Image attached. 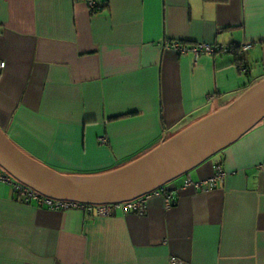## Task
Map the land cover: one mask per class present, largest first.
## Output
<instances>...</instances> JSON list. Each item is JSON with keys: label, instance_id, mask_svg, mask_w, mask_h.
I'll return each instance as SVG.
<instances>
[{"label": "crops", "instance_id": "0c3cea01", "mask_svg": "<svg viewBox=\"0 0 264 264\" xmlns=\"http://www.w3.org/2000/svg\"><path fill=\"white\" fill-rule=\"evenodd\" d=\"M0 0V130L53 171L118 169L264 79V0ZM166 42L249 45L178 55ZM105 143L100 144L99 139ZM264 120L144 215L52 212L0 183V264H264Z\"/></svg>", "mask_w": 264, "mask_h": 264}, {"label": "water", "instance_id": "95a60500", "mask_svg": "<svg viewBox=\"0 0 264 264\" xmlns=\"http://www.w3.org/2000/svg\"><path fill=\"white\" fill-rule=\"evenodd\" d=\"M264 120V79L234 102L109 172L63 175L21 152L0 130V168L43 197L86 205L129 202L187 176Z\"/></svg>", "mask_w": 264, "mask_h": 264}, {"label": "built area", "instance_id": "2783aa9c", "mask_svg": "<svg viewBox=\"0 0 264 264\" xmlns=\"http://www.w3.org/2000/svg\"><path fill=\"white\" fill-rule=\"evenodd\" d=\"M88 9L92 12H96L100 9L97 4V0H86ZM249 45L240 46L239 53L244 54L249 49ZM163 49L172 51L178 55L191 54L196 60L202 55H214V54H225L228 53V49L222 46H214L206 43H198L193 46H186L178 42H166ZM5 64L0 62V71L4 69ZM100 144H104V138L99 139ZM261 170H264V164L259 166ZM225 176L221 166H216L214 169L213 176L209 180L193 182L189 175H187L183 182L184 188H191L193 190L207 191L216 187V185L223 181ZM0 183L11 186L16 201L20 204L30 205L34 204L37 208H43L52 212H65L68 210H80L85 216L107 218L115 215L117 211L123 213H133L138 216L144 215L145 206L147 201L152 197H160L163 199L166 208H169L173 202L169 190L166 186L155 190L154 192L134 199L129 202L113 205H86L70 201H59L48 199L41 196L37 192L33 191L29 187L17 182L4 170L0 168ZM177 261L172 258L170 264H176Z\"/></svg>", "mask_w": 264, "mask_h": 264}, {"label": "trees", "instance_id": "16d2710c", "mask_svg": "<svg viewBox=\"0 0 264 264\" xmlns=\"http://www.w3.org/2000/svg\"><path fill=\"white\" fill-rule=\"evenodd\" d=\"M239 46H230L228 49V52L233 54L235 57V63L238 67L239 70L241 69H245L246 72V66H245V58H244V54H240L239 53Z\"/></svg>", "mask_w": 264, "mask_h": 264}]
</instances>
